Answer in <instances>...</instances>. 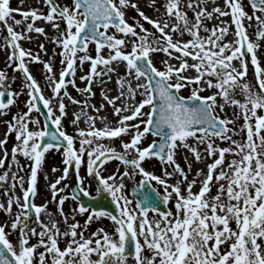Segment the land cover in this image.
Here are the masks:
<instances>
[{
  "label": "snow or ice",
  "instance_id": "snow-or-ice-1",
  "mask_svg": "<svg viewBox=\"0 0 264 264\" xmlns=\"http://www.w3.org/2000/svg\"><path fill=\"white\" fill-rule=\"evenodd\" d=\"M42 2L46 13L39 8L24 10L25 0H18V8L11 6V0H0V33L7 32L0 48L6 52V67L23 75L21 88L12 89L16 76L0 70V116L8 115L12 107H18L19 97L27 95L26 110L12 115L0 139V168H4L9 156L4 146L8 135L15 133L11 164L0 174V188L7 196L6 204L0 201V210L11 218L0 223V264H264V65L257 55L264 41V0H249L251 13L243 0H223L222 5L217 0H163L160 6L150 0L148 6L158 13L156 18L146 15L136 0ZM130 9L139 17H131L132 23ZM221 17H230V22ZM40 20L58 33L51 37L61 49L58 78L51 61L20 44L34 39L28 35L32 32L47 38L44 27L36 26ZM213 20L218 23L209 27L206 22ZM14 26L23 27L17 31ZM249 28L255 30V39ZM230 29L233 38L227 40ZM185 35L189 39L184 40ZM89 45H94V56ZM38 47L47 54L43 43ZM157 54H162V68L156 66ZM86 62L90 68L79 77L86 81L80 88L76 72ZM29 63L43 64L52 96L43 94ZM192 71L194 75L187 74ZM112 74L116 76L115 96L106 89ZM95 82L101 85L99 107L77 100L67 90L71 85L95 96ZM182 90L189 94L183 95ZM65 98L80 106L70 120L75 134L63 126L68 118ZM107 107L115 120L109 119ZM226 108L233 109L232 116L225 113L222 118L218 113ZM241 118L243 123L236 127ZM81 122L86 126L80 127ZM217 139L227 146L221 147ZM116 140L119 150L113 146ZM181 149L187 150L180 153L187 170L177 160ZM50 150L61 155L64 167H52L53 173L62 174L46 186L50 199L37 205L38 173ZM226 154L230 159L226 160ZM18 155L30 163L21 164ZM152 158L162 165V175L144 166ZM110 161L119 164L105 175ZM193 161L205 167L189 179ZM24 167L30 170L27 187L25 177L19 175ZM73 168L75 190L65 194L70 186L62 182ZM136 175L142 177L138 188L155 182L154 195L129 199L125 179ZM44 178L48 180L47 173ZM93 183L95 196L90 191ZM17 184L22 195L15 194ZM77 192L91 199L79 202ZM103 195L111 198L114 210L94 206ZM69 199L77 203L65 213ZM49 203L56 205L55 213L48 209ZM77 215L85 216L83 224ZM102 218L112 222L111 231L99 227L85 237L89 225ZM13 233L15 241L10 239Z\"/></svg>",
  "mask_w": 264,
  "mask_h": 264
},
{
  "label": "rangeland",
  "instance_id": "rangeland-1",
  "mask_svg": "<svg viewBox=\"0 0 264 264\" xmlns=\"http://www.w3.org/2000/svg\"><path fill=\"white\" fill-rule=\"evenodd\" d=\"M136 2L139 4L140 8L145 12L146 15H148V16H150L152 18H156L157 17L158 13L154 12L152 7L148 6L149 3H150V0H136ZM58 3H60L61 5H64V4L71 5L72 4V0H58ZM162 3H163V0H157V6H160ZM217 3L222 5L223 4V0H218ZM243 3L246 6V10L249 13H251L252 9L250 7L249 0H243ZM25 4H26V2L22 6L23 9L25 8V10H28L29 8H39V10L44 12V13H46L48 11L47 7L43 4L42 0H40V3H38L37 0L34 1V3L30 4L29 7H24ZM11 6L13 8L21 7L20 4H15L13 2V0H11ZM207 7L209 8V10H211L212 4L209 3ZM161 12H163V8H161ZM134 16L139 18L137 12L135 10H131L130 9L128 11L129 23L133 22L131 20V17H134ZM189 16L190 17L192 16L191 12H189ZM16 18L20 19L21 16L17 13L16 14ZM220 19L221 20H227V21L230 22V17H221ZM141 22L144 23L146 28H151V25H149L147 22H144V21H141ZM206 23H208L209 27H211L213 24L218 23V21L213 20V21H209V22H206ZM245 23L247 24V21ZM47 24L50 26V27L46 26L44 28L45 32L47 33V38L45 37V35L37 34V33L33 34L34 32H32V33H29L28 35L34 37V39H32V40H21L20 44L25 49H31L33 54L39 52L42 60L51 61L52 64H53V71L56 73V76L58 78L59 72L62 70V67H61V64H60L61 57L59 55V52L61 51V49L59 48V46H57L56 44L51 42V37L58 35V33H57V31L55 29L52 28L51 24H49V23H47ZM60 24H61V29H63L65 27L64 23L60 22ZM14 27L16 28L17 31H21L23 26H14ZM233 28H234V26H233ZM109 31H114V30L110 29ZM138 31H139V29H138ZM254 31L255 30L253 28H249L248 29L249 35L252 37V39H255ZM231 32H232V29H230V34L226 37L227 40H231L233 38L232 35H231ZM201 34L202 35H206V33H203V32ZM6 35H7L6 29L2 33H0V44L4 43L3 37L6 36ZM39 38H41V41H39L40 43H43L44 45L47 44L48 46H51V49L47 50V54H45V52L43 50L39 49L37 41H36V39L39 40ZM174 39H175V37H174ZM183 39L187 40V39H189V37L187 35H185L183 37ZM4 51L5 50L3 48H0V70H6L7 73L9 74V76L15 75L16 79H15L14 82H12L11 87H12V89H20L21 86H22L23 75L20 72H15L14 73L13 67H6V64H5L6 55H4V54L2 55V53ZM9 51H10V49H9ZM107 51L108 50L105 49L103 54L107 55ZM53 52L57 53L54 57H53ZM89 52L93 56L95 55L94 45H89ZM261 56H263V55H261ZM162 58H163L162 54H157L155 56V63H156V66L158 68H162V65L160 64V60ZM172 63H176V61H172ZM28 67H29V70L31 71L32 75L35 77V79L41 85V87L43 89V94L46 97L52 96L51 89L48 87L47 82H46V78H45V71L46 70L44 69L43 64H41V63H29ZM89 68H90V65L87 62L83 65V70H81L79 67L77 68L76 84L80 88H84L85 87L86 81L80 80L79 77L81 75L87 73L89 71ZM119 71L121 72V74H123V71H124L123 67H121L119 69ZM251 73H252V66L249 65V77H251ZM187 74L188 75H194L195 73H194V71H192V72H189ZM112 75H113V78H112V80H109L107 82V85H110L112 87H116L117 86L116 85V76H115V74H112ZM69 78L70 77H68L67 79H69ZM103 79L107 80V77H104ZM98 85H100L98 82H95L93 84V86H94L93 88H97L96 92L99 90ZM67 90L70 93V95L72 97L76 98L77 100H89V102L91 104H95L94 101H93L94 99H96L95 96L89 97L88 94H82V93L78 92L76 90V88H73L71 85L68 86ZM26 91L27 90L25 89V93H26ZM210 91H215V90L213 89V90L205 91V92H203L201 94L202 95H207V94H210ZM93 92L95 93L94 90H93ZM182 94L183 95H188L189 93H188L187 90H182ZM137 99H139V97H137ZM241 99H242V97H241ZM26 100H27V95L26 94L21 95L19 97L18 107L14 106V107H12V109L8 113V115L0 116V118L2 120H4L3 122H4V126H5L4 132L0 136V139H4L5 133L7 131V123L6 122L10 121L12 119V115L17 113L20 109L26 110V108L24 107ZM65 104L67 105V109L66 110L68 112V118L65 119L63 126L67 130L68 133L75 134L74 133V128L71 125L70 120H71V118L73 116V113L80 110V106L76 105V104H72L67 98H65ZM95 105L98 107L99 103L96 102ZM90 109L91 108L88 109L89 113H91V110H92V109L91 110ZM237 111H238V109H237ZM232 112H233V109L226 108L225 112H219L218 114L222 118L224 117L225 113H227V115L229 117H231L232 116ZM33 115L35 116L37 114L33 113ZM40 119H41L42 124H43L42 116H40ZM82 123L83 122H81L80 127H85L86 125L83 126ZM242 123H243V119L241 118V119L236 121V125L235 126L238 127ZM229 127H233V125H229ZM241 135L243 136L245 134L241 133ZM233 138L234 139H240L239 136H234ZM125 139H128V137H125ZM151 139H152V137H149L148 138V142H150ZM105 142L107 143V141H105ZM15 143H16V141H15V133H11L10 135H8L7 144L4 146V147L7 148L8 152H9V156H8L7 160L5 161L4 168H0V174H2L3 171L7 170L8 169V165L11 164V148L14 146ZM190 143H194V142L190 141ZM216 143L219 144L221 147L227 146V142H222L219 139L216 140ZM113 146H115L119 150L120 149L119 140H116L114 142ZM198 147L200 149H202L204 146L203 145H199ZM186 151L187 150L181 149V150H179L178 155H177L178 162L181 164L182 167L185 168V170H187V165L185 163V160L183 159V156L180 153H184ZM188 155H189V157H191V153H188ZM2 157H3V152L0 151V158H2ZM18 159L20 160V163L23 164V165H27V164L30 163L23 156H19L18 155ZM227 159H230V157L226 154V160ZM61 161H62L61 155L59 153H57L55 150H50L48 153L45 154V162L42 165V171H40L38 173V192H39V194L37 195V197L35 198V201H34L37 205H39L38 204V200H42V202L44 203L46 199H50V192L47 193V197L45 198L42 195V191H41L42 188L46 187L48 182H49V180H45L44 174L45 173L49 174L50 172L53 173L51 171L53 166H56L57 168L62 170L64 165L61 163ZM209 162H211V161L209 160ZM146 163H147V168L149 169V171H153L157 175H162V171H161L162 165L160 164V162L156 158H152L151 160H146ZM118 164H119V162H117V161L108 162L107 165L110 166L111 170L107 171L105 173V175H107L108 173H110L112 171H115V169L117 168ZM197 164L198 163L193 161L192 168H194ZM119 166H120V171L122 172L124 170L123 166L122 165H119ZM12 171H16L15 166H13ZM29 174H30V170H29L28 167H24V169L21 172H19V175H22V176L25 177V181H26L25 187H27V179H28V175ZM54 174H55V176L52 178V181H54L58 176H60L62 174V171H57ZM83 174H84V166L82 165L81 166V175H83ZM10 175H11V172H10ZM141 179H142V177L141 178L137 177L135 180L127 179V178L125 179V184H126L125 191H126L127 195L129 196V199L134 197V195L131 192V189L133 187H137V184H138L139 181H141ZM62 183H67L70 186L68 189H65V194H69L70 191H72V186L76 183V178H75L74 173L69 172L68 180L63 181ZM152 185L154 186V188H156L155 182H153ZM90 191H91L92 195L95 196V184L94 183L92 184V186L90 188ZM159 191L162 192L163 189L160 188ZM215 192H216V188H213L212 189V194H215ZM15 194L16 195H22V190L20 189L18 184H17V187L15 189ZM9 195H11V194H9ZM135 200L139 201V199L136 198V197H135ZM0 201L4 202L5 204L7 202V196L4 195V188H0ZM43 203H41V204H43ZM76 203H77V201H72L71 199L66 201L65 205H64L65 213H70L71 209L73 207H75ZM167 207H171V204H169ZM48 209L55 213L56 212V205L54 203H49ZM16 210H17L16 205H13V212H15ZM173 211H174V209H173ZM81 216H82V220H84L85 216H83V215H81ZM77 217H78V215L76 216V220H77ZM5 220H9V222H10L11 218L8 217L3 210H0V223H3ZM71 222L72 221L70 220L69 223H71ZM60 227L63 230L65 225L63 223H61ZM99 227H104L106 230L111 231L112 222L109 219H107V218H102L99 221H94L91 225H89L88 231H86L84 233L85 237H88L92 231L97 230ZM10 239L15 241L16 240V234L13 233L10 236ZM32 242L34 243L35 239H33ZM64 246H65V242L62 240L61 243H60V247L63 248ZM222 247H224V246H222ZM40 250L42 251L43 249H40ZM129 259L131 261V257Z\"/></svg>",
  "mask_w": 264,
  "mask_h": 264
},
{
  "label": "bare ground",
  "instance_id": "bare-ground-1",
  "mask_svg": "<svg viewBox=\"0 0 264 264\" xmlns=\"http://www.w3.org/2000/svg\"><path fill=\"white\" fill-rule=\"evenodd\" d=\"M34 1H36V0H25L26 4H25L24 7H29L30 4L34 3ZM217 1H218V0H217ZM13 2H14L15 4H19V3H18V0H13ZM24 10H25V8H24ZM36 26H40V27H44V28H45L46 26L50 27V26H49L46 22H44L43 20L36 21ZM33 34H35V32H34ZM36 41H37V44L39 45V44H40L39 41H41V38H39V40L36 39ZM260 43H261V47L257 50V55H258V57L260 58L262 65H264V41H261ZM44 47H45L46 50L51 49V46H48L47 44H45ZM3 54L6 55V52L4 51V52L2 53V55H3ZM259 55H260V56H259ZM261 55H263V56H261ZM154 60H155V57H154ZM93 87H94V86H93ZM98 87H99V90H98L97 92H96L97 88H93V90L95 91V98H96V99L93 100L95 104H96V102H98V103L100 104L101 99H102V97H101V85H98ZM106 89H111V91L108 92V95H110V96H115V95L117 94V86H116V87H112V86H110V85H107V86H106ZM117 103L119 104V102H117ZM98 107H99V106H98ZM90 110H91V109H90ZM91 113H92V110H91ZM106 113H107V115L109 116V119H111V120H115V119H116L115 117H113V116L111 115V113H112V109H111V107H107V108H106ZM102 114H103V113H102ZM3 121H4V120H2V119L0 118V136L2 135V133L4 132V129H5V126H4V122H3ZM82 125L84 126L85 124L82 123ZM180 160H181V159H180ZM144 166L146 167L147 170H149V169L147 168V163H146V161L144 162ZM105 167L107 168L108 171L111 170V168H110L109 165L106 164ZM204 167H205L204 164H202V163H198L194 168H192V173L189 175V179L192 178V175L196 172V170H197L198 168H204ZM205 171H206V169H205ZM105 173H106V172H105ZM105 173H104V174H105ZM47 175H48V180H49V181H52V178L55 176V174H54V173H51V172H50L49 174H47ZM137 177H138V178H141V176L136 175V176L133 178V180H135ZM197 187H198V186H197ZM45 189H46V187H43L41 191H42V195L46 198V197H47V193H48V191H46ZM194 190H196V189H194ZM131 199H132V198H131ZM41 203H43L42 200H38V204L40 205ZM41 219H46V217L44 216V214L41 215ZM77 220L80 221L81 224H83V222H84V220H82V216H81V215H78ZM111 229H112V228H111ZM109 230H110V229H109Z\"/></svg>",
  "mask_w": 264,
  "mask_h": 264
},
{
  "label": "water",
  "instance_id": "water-1",
  "mask_svg": "<svg viewBox=\"0 0 264 264\" xmlns=\"http://www.w3.org/2000/svg\"><path fill=\"white\" fill-rule=\"evenodd\" d=\"M67 78V77H66ZM41 110H42V113L46 114V109H43V105H42V102H41ZM43 118H44V115H42ZM50 130H55V126L54 125H50ZM47 140V138H46ZM70 172L71 173H74V168L73 169H70ZM75 188L72 189V191H74ZM154 188L150 185V184H146L145 188H137V187H134L132 188V193L134 194L135 197H137L139 200L142 199L143 195L145 193H151V194H155L154 192ZM77 195L78 197H80V202H83V203H88L89 200L91 199L90 197H84V196H81V194L79 192H77ZM157 199H159V197H157ZM94 203V206L96 204L102 206V207H106L108 210H114V204L112 203L111 199L107 196V195H103L101 197H98L96 201L93 202ZM164 207H167V206H164V205H161V208H164Z\"/></svg>",
  "mask_w": 264,
  "mask_h": 264
}]
</instances>
